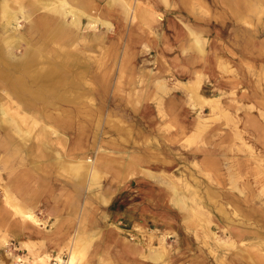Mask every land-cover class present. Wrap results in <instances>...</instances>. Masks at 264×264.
Segmentation results:
<instances>
[{
    "label": "rangeland",
    "instance_id": "1",
    "mask_svg": "<svg viewBox=\"0 0 264 264\" xmlns=\"http://www.w3.org/2000/svg\"><path fill=\"white\" fill-rule=\"evenodd\" d=\"M82 2L110 21L83 18L78 30L84 83L73 90L86 100L27 101L38 116L21 119L0 90V107L29 129L0 128V264L67 260L75 234L86 239L76 264H264V0ZM18 20L29 38L34 20ZM193 80L216 101L189 94ZM51 87L34 92L58 100L70 89ZM82 157L96 159V178L72 177ZM26 210L39 225L22 221Z\"/></svg>",
    "mask_w": 264,
    "mask_h": 264
},
{
    "label": "bare ground",
    "instance_id": "2",
    "mask_svg": "<svg viewBox=\"0 0 264 264\" xmlns=\"http://www.w3.org/2000/svg\"><path fill=\"white\" fill-rule=\"evenodd\" d=\"M81 1L82 0H29L26 4L25 0H0V81L2 80L7 83L10 82L9 85L11 86V88H8L0 82V90L4 92L3 96L6 97V102L12 105L11 107L14 108L16 112L18 111L19 118L24 119L22 117L28 116L29 118L34 117L36 119L38 116V110L34 109L31 113L23 111L22 106L23 104L28 103L27 101L38 102V99L41 98L44 102L48 103L53 100L54 103L65 101L81 104V102L86 100V96L84 94L83 96H85V99L81 100V94H79V96L77 93L75 94L76 91L73 90L80 84L77 79H80L83 81L82 83H84L83 70L77 71L74 67H79V61L84 60L85 57L81 55L78 56L77 59H72V57L79 54V50L77 49V44H79V37L77 35L78 30L81 26L83 18H87V26L90 28H94L97 23H101L109 28L110 21L106 18H98L86 13V3H81ZM111 1L112 0H110V2ZM40 8L42 9V12L39 11L36 18H31V14H34ZM123 11L127 16L129 12L127 7H123ZM68 16H70L69 20L66 19ZM19 18L24 22H32L34 20V23H32L33 25L31 24L30 26L29 38H27L22 32L18 31V26H20L18 25V23H20L18 20ZM189 30V32H192L191 28H189ZM194 36L196 35L194 34ZM80 40L84 41L85 38L82 37ZM194 44L197 51H204L199 37H195ZM21 46H24L23 58L21 57L22 59L13 63L11 59L15 58V51L19 50ZM56 66H58L59 69L56 68ZM53 70L55 73H52V76H49V80L51 79L50 84H46L47 79L43 78L45 76L41 75H43L42 73L44 71L49 73ZM78 72H80V74H78ZM193 81L194 82L190 81L187 84L189 94L191 92L194 95L201 97L204 101H216V97L206 98L201 96V94H198V85H196V80ZM32 86H36V88H32ZM41 86H52V90L58 87V91L60 89L59 87H69L72 90H66L64 94H60L58 100H55L51 96L40 97L38 93L34 92V90H37V88ZM8 90L12 91L9 92ZM24 90L35 94L34 96L27 94L29 97H25L22 93ZM193 97L195 98V96ZM83 98L84 97H82V99ZM201 103H203V101H201ZM66 112L69 113L70 110H66ZM23 126L21 127L19 125L18 119L15 116L8 114L3 107H0V128L7 130V134L9 133L8 135L11 134V136L15 137L20 136L21 133H23L22 131L27 132L28 127L24 130L23 128L25 127ZM43 129L47 130L51 134L59 133L63 139L66 138L65 133H63L62 130L54 127L50 123H46ZM26 138L27 136L25 139ZM46 139H48V137ZM54 160L57 162L61 161L58 151H56V157H54ZM89 160L85 157L72 160L69 165L72 171V177L76 180H86L87 177L90 180L96 178V159L92 160V162ZM2 191L3 198L7 201L9 196L7 186H2ZM177 202L182 203V199L178 198ZM219 210L221 209L219 208ZM20 215L23 219H26L35 225L40 224L39 218L33 211H27L24 213L21 212ZM75 235V240H70L71 243L67 248L69 253L67 260H63L59 258L60 255H57L60 259L59 264L77 263V257L80 252L79 250L83 247L82 245L86 243V239L78 238L77 234ZM166 237L167 235L165 234L160 236V244H164L166 242ZM214 237L216 238V236ZM7 254L12 255L11 253ZM151 255L156 259H160L162 257V253L158 250H153ZM48 257L49 255L47 254H39L37 255V258H35L38 261H36V263L49 264ZM18 258L16 259L17 263ZM247 258L250 260L251 264H255L251 257Z\"/></svg>",
    "mask_w": 264,
    "mask_h": 264
},
{
    "label": "built area",
    "instance_id": "3",
    "mask_svg": "<svg viewBox=\"0 0 264 264\" xmlns=\"http://www.w3.org/2000/svg\"><path fill=\"white\" fill-rule=\"evenodd\" d=\"M60 258L63 260H66L65 253L61 254ZM50 261H52L53 264H59L60 263V260L57 258V255H51ZM17 264H25L24 258L19 257Z\"/></svg>",
    "mask_w": 264,
    "mask_h": 264
},
{
    "label": "crops",
    "instance_id": "4",
    "mask_svg": "<svg viewBox=\"0 0 264 264\" xmlns=\"http://www.w3.org/2000/svg\"><path fill=\"white\" fill-rule=\"evenodd\" d=\"M19 218H21V217H19ZM105 218H107V216L105 215ZM22 220V219H21ZM22 221H27V220H22ZM40 230H42V231H44L43 229H40ZM47 231H45V232H49L50 230H48V229H46ZM152 230H154V229H152ZM151 230V231H152ZM149 233H151V232H149ZM166 233V232H165ZM152 234V233H151ZM154 234V233H153ZM167 234V233H166ZM161 236V235H160ZM159 238V237H158ZM166 242H167V240H166ZM250 264V263H249Z\"/></svg>",
    "mask_w": 264,
    "mask_h": 264
}]
</instances>
